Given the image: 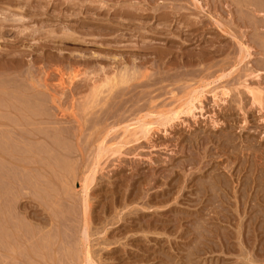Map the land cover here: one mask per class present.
Instances as JSON below:
<instances>
[{
    "label": "rangeland",
    "instance_id": "obj_1",
    "mask_svg": "<svg viewBox=\"0 0 264 264\" xmlns=\"http://www.w3.org/2000/svg\"><path fill=\"white\" fill-rule=\"evenodd\" d=\"M242 1L0 0L1 264H264V0Z\"/></svg>",
    "mask_w": 264,
    "mask_h": 264
},
{
    "label": "bare ground",
    "instance_id": "obj_2",
    "mask_svg": "<svg viewBox=\"0 0 264 264\" xmlns=\"http://www.w3.org/2000/svg\"><path fill=\"white\" fill-rule=\"evenodd\" d=\"M234 1H235V0H234ZM237 1H238V0H237ZM249 1L251 2V0H248V4H249ZM255 1H256V0H255ZM259 1H260V0H259ZM232 2H233V1H232ZM243 2H244V0L242 1V3H243ZM252 2H254V1L252 0ZM238 3H239V2H238ZM239 4H240V3H239ZM252 4H255V2L252 3ZM249 5H250V4H249ZM258 5H259V4H258ZM261 5H262V4H260V6H261ZM254 6H257V5H254ZM260 10H261V9H260ZM9 13L11 14V12H9ZM254 17H255V16H254ZM18 18H19V17H18ZM6 21H7V20H6ZM249 21H250V20H249ZM251 22H252V21H251ZM60 35H61V34H60ZM244 53H245V52H244ZM250 67H251V66H250ZM259 68H260V67H259ZM73 70H74V69H73ZM75 70H76V69H75ZM137 70H138V69H137ZM251 71H252V70H251ZM126 72H127V71H126ZM109 77L111 78L112 76H109ZM113 77H114V76H113ZM117 77H118V76H117ZM91 78H92V77H91ZM104 78H105V77H104ZM120 78H121V76H119V78H118L119 81H116V82H118L117 84H119V82L121 81ZM126 78H128V77L126 76ZM244 78H245V77H244ZM260 78H261V77H260ZM124 79H125V78H124ZM124 79L122 78V80H124ZM101 80H105V79H101ZM101 80H100V81H101ZM109 80H110V79H109ZM126 81H127V80H126ZM126 81H125V82H126ZM93 82H94V81H93ZM95 83H96V82H95ZM106 83H107V82H106ZM111 83H113V80H112ZM111 83L109 84L110 87H108V85H107V89L103 86L104 89L110 91L109 88H111V85H112ZM121 83H122V81H121ZM123 83H124V81H123ZM100 84H101V83H100ZM5 86H6V85H5ZM112 86H113V88H116V87H115L116 85H115V86L112 85ZM242 86H243V85H242ZM98 87H99V86H97V87L95 88V90H96L97 93L94 91L96 94H99L98 91L100 90V87H101V86L99 87V90L97 91ZM103 87L101 88V90H103ZM245 87H246V86H245ZM29 88H30V87H29ZM113 88H112V89H113ZM249 88H250V87H249ZM112 89H111V90H112ZM101 90H100V92H101ZM195 90H196V89H195ZM249 90H250V89H249ZM252 90H254L255 92L257 91V89H254V88H252ZM104 92H105V91H104ZM199 92H200V91H199ZM255 92H254V93H255ZM102 93H103V91H102ZM192 93H193V92H192ZM197 93H198V92H197ZM197 93H196V95H197ZM200 93H202V91H201ZM225 93H226V92L224 91L223 94L225 95ZM257 93H258V92H257ZM92 94H93V92H92ZM115 94H116V93H115ZM226 94H227V93H226ZM260 94H261V93H260ZM196 95H195V96H196ZM203 95H204V94H203ZM255 95H256V94H255ZM255 95H254V96H255ZM190 96H194V95H190ZM201 96H202V95H201ZM215 96H216V95H215ZM256 96H257V97H256ZM256 96H255V99H256V100H259V102L261 103V101H260V97H259L260 95H256ZM262 96H263V95L261 94V99H262ZM202 97H203V96H202ZM202 97L200 98V94H199L198 97H195V99L190 100L189 103L187 102V101H189V99H190V98L188 97L189 99L186 101V103H188V104L183 103V104L181 105L180 108L177 107V109L175 110V113H176L175 115H176V116H175L174 118L172 117V115H169V116L167 115V114H170L171 111H170L169 113H167V114H165V113L163 112V113L165 114L164 118L167 116V119L163 120V122H161V121H162V120H161V121H160V122H161L160 124H159V121L156 119V120L158 121V123H157L155 120H154V123L156 122V124H158V125H161V124L166 123V125H167V122H171L172 119L178 118V116L181 115V114H186V113H188V114H193V115H195L196 113L194 114V110H195L196 108H201V107H198L199 105H197V104H198V103L200 104V103L202 102V101H201V100H202ZM193 98H194V97H193ZM180 99H181V98H180ZM200 99H201V100H200ZM35 100H36V99H35ZM256 100H254V101H256ZM259 102H258V103H259ZM25 103H26V102H25ZM262 104H263V103H262ZM122 106H123V105H122ZM139 106H140V105H139ZM179 106H180V105H179ZM200 106H201V104H200ZM11 107H12V106H11ZM262 107H263V106H262ZM22 108H23V107H22ZM164 111H165V110H164ZM0 112H1V111H0ZM167 112H168V111H167ZM161 114H162V113H161ZM162 115H163V114H162ZM162 115H161V116H162ZM20 116H21V115H20ZM150 117H151V116H150ZM162 117H163V116H162ZM143 119H144V117H143ZM159 119H161V117H160ZM134 121H135V120H134ZM147 122H148V121H147ZM133 123H134V122H133ZM144 123H146V122L144 121ZM149 123H150V121H149ZM171 123H172V122H171ZM140 124H141V123H140ZM140 124H138V125H140ZM142 124H143V122H142ZM142 124H141V125H142ZM150 124H151V123H150ZM150 124L148 125V123H146V125H148L149 127L153 128L152 125H154V124H153V123H152V125H150ZM168 124H169V123H168ZM143 125H144V124H143ZM143 125H142V126H143ZM166 125L164 124L163 126H166ZM0 126H1V125H0ZM132 127H133V126H132ZM132 127H131V128H132ZM134 127H135V126H134ZM145 127H146V129L148 128L147 126H145ZM0 128H1V127H0ZM9 128H10V127H9ZM124 128H125V127H124ZM135 128H136V127H135ZM141 128H142L141 126L138 127V129H141ZM154 128H155V126H154ZM126 129H127V128H126ZM148 129H149V128H148ZM148 129H147V130H148ZM142 130H143V129L140 130V131H141L140 133H142ZM144 130H145V128H144ZM150 130H152V129H150ZM146 132H147V131H146ZM146 132H145V134H146ZM136 133H137V132H136ZM143 133H144V132H143ZM147 133H148V132H147ZM1 134H2V133H1ZM83 134H84V133H83ZM133 134H134V133H133ZM133 134H132V135H133ZM5 135H7V134H5ZM147 135H148V134H147ZM8 136H9V135H8ZM101 136H102V135H101ZM141 136H142V135H141ZM5 137H6V136H5ZM10 137H11V136H10ZM10 137H9V138H10ZM52 138H55V137H52ZM133 138H134V137H133ZM7 139H8V138H7ZM8 140H9V139H8ZM99 140H100V139H99ZM127 140H128V139H127ZM55 141H56V140H55ZM86 141H87V140H86ZM19 142H20V141H19ZM125 142H126V141H125ZM57 144H58V143H57ZM117 144L119 145V144H121V143H117ZM109 145H110V144H109ZM123 145H124V144H123ZM55 146H56V145H55ZM114 146H115V144H114ZM2 147H3V146H2ZM60 147H61V146H60ZM98 147H99V146H98ZM101 147H102V146H101ZM108 147H109V146H107V148H108ZM109 148H110V147H109ZM118 149H119V148H118ZM0 150H1V149H0ZM46 150H47V149H46ZM97 150H98V149H97ZM9 151H10V150H9ZM38 151H39V150H38ZM114 151H115V150H114ZM101 152H103V154H104V151H101ZM8 153H9V152H8ZM97 153H98V152H97ZM99 153H100V152H99ZM106 153H107V152H106ZM118 153H119V152H118ZM100 154H101V153H100ZM103 154H102V155H99V156H103ZM9 155H10V154H9ZM113 155H114V152H113ZM99 156H98V159H99ZM95 158H96V157H95ZM104 158H105V157H104ZM56 159H57V158H56ZM20 160H21V159H20ZM63 160H66V159L63 158ZM95 161H96V160H95ZM99 161H101V160H99ZM99 161L97 160L96 162L98 163ZM29 162H30V161H29ZM96 162H95V163H96ZM24 163H25V162H24ZM27 163H28V161H27ZM30 163H31V162H30ZM95 163H94L93 166H96V165H97V164H95ZM62 165H63V163H62ZM0 166H1V165H0ZM3 166H4V164H3ZM48 166H49V165H48ZM60 166H61V165H60ZM93 166H92V168H93ZM99 166H100V165H99ZM94 168H95V167H94ZM90 169H91V168H90ZM95 169H96V168H95ZM53 170H54V169H53ZM14 171H16V170H14ZM94 171H95V170H94ZM94 171L92 170V172L95 173V172L97 171V169H96L95 172H94ZM11 172H12V171H11ZM56 172H57V171H56ZM92 172H91V175L89 176V180H90V181L94 179V177H93V179H92L91 176H94V175H95V174L92 175ZM46 173H47V172H46ZM57 174H58V173H57ZM59 174H60V173H59ZM12 175H13V173H12ZM19 175H20V173H19ZM28 175H29V174H28ZM80 175H81V174H80ZM26 176H27V175H26ZM16 177H17V176H16ZM90 177H91V179H90ZM12 178H13V177H12ZM28 179H29V178H28ZM2 180H3V179H2ZM43 180H44V179H43ZM84 180H85V179H84ZM86 180H88V178H87ZM29 181H30V180H29ZM75 181H76V180H75ZM90 181H89V182H90ZM93 181H94V180H93ZM185 181H186V180H185ZM18 183H19V182H18ZM91 183H93V182H91ZM91 183H89V184L91 185ZM87 184H88V183H87ZM89 184H88V185H89ZM171 184H172V183H171ZM84 185H86V184H84ZM90 185H89V186H90ZM65 186H66V185H65ZM81 187H82V186H81ZM86 187H87V186H86ZM86 189H87V191H88L89 188L87 187V188H85V190H86ZM85 190H84V191H85ZM202 191H203V190H202ZM39 194H40V193H39ZM85 194H88V192L85 193ZM39 197H41V196H39ZM46 200H47V199H46ZM85 200H86V199H85ZM86 202H87V200H86ZM86 202H85V204H86ZM87 204H88V203H87ZM87 206H88V205H87ZM55 207H56V206H55ZM85 207H86V206H85ZM88 207H89V206H88ZM86 208H87V207H86ZM86 208H85V209H86ZM6 209H7V208H6ZM85 211H86V210H85ZM85 211H84V212H85ZM86 213H87V211H86ZM86 213H85V214H86ZM16 214H17V213H16ZM56 218H57V217H56ZM17 220H18V219H17ZM87 220H88V219H87ZM78 221H79V220H78ZM14 222H15V221H14ZM16 222H17V221H16ZM9 223H10V222H9ZM24 223H25V222H24ZM30 224H31V223H30ZM32 224H33V223H32ZM22 225H23V224H22ZM22 227H23V226H22ZM22 227H21V228H22ZM67 228H68V227H67ZM82 229H83V228H82ZM34 230H35V229H34ZM36 230H37V229H36ZM39 230H40V229H39ZM52 230H53V229H52ZM64 230H65V229H64ZM203 231H204V230H203ZM34 233H35V232H34ZM41 233H42V232H41ZM39 234H40V233H39ZM31 235H33V234H31ZM65 235H66V234H65ZM85 235H86V234H85ZM10 237H11V236H10ZM50 237H51V236H50ZM87 237H88V235H87ZM37 238H38V237H37ZM45 238H46V235H45ZM64 238H65V237H64ZM186 238H187V237H186ZM46 239H47V238H46ZM105 239H106V238H105ZM14 240H15V239H14ZM47 240H48V239H47ZM83 240L85 241V239H83ZM86 240H87V239H86ZM40 241H41V240H40ZM40 241H39V242H40ZM68 241H69V240H68ZM6 243H7V242H6ZM32 243H33V242H32ZM47 243H49V242H47ZM69 243H70V242H69ZM35 244H36V243H35ZM13 245H14V244H13ZM33 245H34V243H33ZM54 245H55V243H54ZM84 245H85V244H84ZM62 246H63V245H62ZM32 247L34 248V246H32ZM84 247H85V246H84ZM42 248H43V247H42ZM44 248H45V247H44ZM51 248H53V247H51ZM244 248H245V247H244ZM18 249H19V248H18ZM36 249H37V248H36ZM48 249H49V247H48ZM63 249H64V248H63ZM87 249H88V247H86V250H87ZM8 250H9V249H8ZM58 250H59V249H58ZM61 250H62V249H61ZM67 250H68V249H67ZM41 252H42V251H41ZM45 252H46V251H45ZM51 252H52V251H51ZM69 252H70V251H69ZM88 252H89V250H87V254H88ZM94 252H95V251H94ZM47 253H48V252H47ZM64 253H65V252H64ZM90 253H91V252H90ZM35 254H36V253H35ZM51 254H52V253H51ZM67 254H68V251H67ZM70 254H71V253H70ZM77 254H78V253H77ZM87 254H86V255H87ZM49 255H50V254H49ZM62 255H63V254H62ZM89 255H90V254H89ZM66 256H68V255H66ZM70 256H71V255H69V257H70ZM248 256H249V255H248ZM42 257H43V256H42ZM47 257H48V256H47ZM47 257H46V258H47ZM71 257H72V256H71ZM86 257L88 258V256H86ZM92 258H93V257H92ZM92 258H91V259H92ZM1 259H2V258H1ZM44 260H45V258H44ZM48 260H49V258H48ZM65 260H66V259H65ZM92 260H93V259H92ZM92 260H91V262H93ZM85 261H86V260H85ZM29 262H30V261H29ZM88 262H89V261H88ZM88 262H87V264H89ZM93 263H94V262H93ZM95 263H96V262H95ZM0 264H1V263H0ZM30 264H33V263H30ZM61 264H62V263H61ZM84 264H86V263H84Z\"/></svg>",
    "mask_w": 264,
    "mask_h": 264
}]
</instances>
